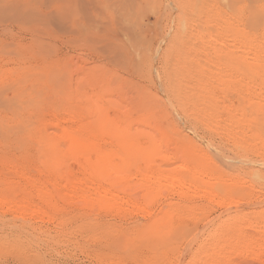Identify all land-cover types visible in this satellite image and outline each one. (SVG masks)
Here are the masks:
<instances>
[{
	"label": "rangeland",
	"instance_id": "rangeland-1",
	"mask_svg": "<svg viewBox=\"0 0 264 264\" xmlns=\"http://www.w3.org/2000/svg\"><path fill=\"white\" fill-rule=\"evenodd\" d=\"M94 1L0 21V264H264V0ZM83 115L151 154L95 176L100 147L66 138ZM82 173L124 204L83 199ZM165 215L158 249L119 245Z\"/></svg>",
	"mask_w": 264,
	"mask_h": 264
},
{
	"label": "bare ground",
	"instance_id": "bare-ground-1",
	"mask_svg": "<svg viewBox=\"0 0 264 264\" xmlns=\"http://www.w3.org/2000/svg\"><path fill=\"white\" fill-rule=\"evenodd\" d=\"M43 1L44 0H0V21L3 22V21L9 20L12 23L15 22V23L19 24V26H21V25L22 26L38 25V24H44V23L50 24V22L53 21V18L51 16H47V15L43 14V12H42L43 5H44ZM233 1L235 2L236 0H233ZM52 3H54V5L58 6L59 8L71 6L73 4H80L81 5L80 7H86V8H88V10H90V9L93 10V9L97 8V6L99 5V3L97 1H94V0H52ZM235 3H239V2L236 1ZM260 4H262V3H260ZM251 7H253V6H251ZM255 7H256V4H255ZM250 13L253 14L252 12H250ZM255 15L257 16V19H258L259 16L257 14H255ZM251 18H252V16H251ZM62 22H63V18L58 22V24L60 26H63ZM253 22H251V23L253 24ZM248 23H250V22H248ZM252 24H251V27L250 26H248V27L255 28V27H252V26H254V24L253 25ZM257 24H258V27H260L259 25L261 24V22H260V24L259 23H257ZM257 24L255 23L256 27H257ZM245 26H247V25H245ZM246 29H247V27H246ZM252 32H256V31L254 30ZM256 33L258 35V32H256ZM241 36H243V34ZM247 37L250 39L252 36L250 37V35L248 33ZM254 38H251V39H254ZM248 44H249V42H248ZM252 44H253V42H252ZM250 45H251V43H250ZM260 47H261V45H260ZM257 49H259V48H257ZM255 51L257 52V50H255ZM256 59H258V58H256ZM247 69H248V67H247ZM187 73H190V72H187ZM183 83H184V80H183ZM188 84H190V83H188ZM181 94H183V91ZM72 120L73 119L71 118L69 121H72ZM95 122L96 121H94V120H93V122H91V120L89 121L83 115V116H80L78 119V123H80V127L70 126V128L66 131V138L69 141L71 140L73 145L79 149H80V147L83 148V145H88V144L94 145L93 143H95L97 146L100 147L102 153L99 155V158H100L99 167L103 168L104 170L102 172H100L99 174H95V176L101 178V177L107 176L109 173H111L113 171H118L119 167H112L113 166L112 160H114L117 157H121L124 160L126 159V166L128 168H130L135 163V161L133 160L134 158H142V156L144 154H151V150H150V152L148 151V149L151 147H146V149L140 148V144H139L140 139L138 136H129V135L121 134V133H116L109 128V126L106 124V122L105 123L99 122V121H98V123H95ZM112 135L117 139L116 144H114L112 142L113 140L110 141L111 139H109V138H111L110 136H112ZM102 143L105 146L102 145ZM195 152H196V150H195ZM139 155H142V156H139ZM94 171H96V169H94ZM82 175L84 176L83 178L85 179L83 181H85L88 184V186H86L84 188H82V187L77 188V189H79V191H77V193L80 194L83 199H85L88 202L91 201V202H96L98 204H104V205H107V204L113 203V202H118V201L121 202L122 204H124V202L122 200L121 193L119 192L120 189H117V185L115 182H110L107 184L104 181L93 182L92 179H94V178L91 179L90 177L85 176L86 175L85 173H82ZM165 182L166 181L164 179V176L161 175V178L158 181L157 185L151 181V182H147L146 186H147V189L152 190V188H153V190L157 191L160 189V187ZM194 183H195V185H202L201 183L196 182V180H194ZM207 192H209L208 193L209 196H213L212 189L210 191H207ZM0 201H3V199L2 200L0 199ZM7 204H8V202H7ZM8 209L10 210V208H8ZM134 210H136L137 212L142 213L144 215H148V213H149L148 211L142 210L140 207H136V206H134ZM13 211H14V213L17 214V216H20L23 219L28 218V216L34 217V215H36V217L37 216H39V217L44 216L43 212L42 213L38 212L37 210L31 209L30 207H27L24 205H21L19 207L17 206L15 209H13ZM39 217H37V218H39ZM45 218H47V217H45ZM42 220H44V219H42ZM168 222H169V216L165 215L164 217H161V219H158V220L156 219L155 222L150 223L147 226L138 227V229L136 230V233L134 234L132 239H128L127 235L126 236L123 235L120 238L121 240L119 239L120 242L118 241V243L120 246L125 248L123 250H126V247L129 248L132 245H149L153 249H158V246L163 241V239L170 236L169 227H167ZM248 253L250 255H252L253 257H260L262 255L260 249H254V248L251 249L250 251H248Z\"/></svg>",
	"mask_w": 264,
	"mask_h": 264
}]
</instances>
